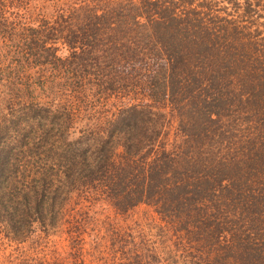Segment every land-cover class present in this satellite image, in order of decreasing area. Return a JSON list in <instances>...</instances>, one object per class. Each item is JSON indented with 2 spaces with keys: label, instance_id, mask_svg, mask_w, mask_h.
Here are the masks:
<instances>
[{
  "label": "trees",
  "instance_id": "1",
  "mask_svg": "<svg viewBox=\"0 0 264 264\" xmlns=\"http://www.w3.org/2000/svg\"><path fill=\"white\" fill-rule=\"evenodd\" d=\"M8 1L25 11L0 0V233H79L63 211L82 190L154 206L196 264H264V0Z\"/></svg>",
  "mask_w": 264,
  "mask_h": 264
},
{
  "label": "rangeland",
  "instance_id": "2",
  "mask_svg": "<svg viewBox=\"0 0 264 264\" xmlns=\"http://www.w3.org/2000/svg\"><path fill=\"white\" fill-rule=\"evenodd\" d=\"M4 5L10 21L18 17L21 20L25 11L21 5L15 7L8 0ZM82 192H71L63 211V217L72 219L74 225L80 224L79 233H67L71 230H68L64 219L49 235L38 229L22 244L12 243L0 233V256L19 248L20 253L32 251L49 258L59 256L73 264L67 252L76 236L79 245L83 246L84 264H128V259L135 256L137 249L146 252L145 260H140L145 264H196V253L189 249L183 252L176 224L162 218L154 206L140 203L127 212H121L109 201L93 198L90 192L82 195ZM125 240L128 244H119Z\"/></svg>",
  "mask_w": 264,
  "mask_h": 264
}]
</instances>
